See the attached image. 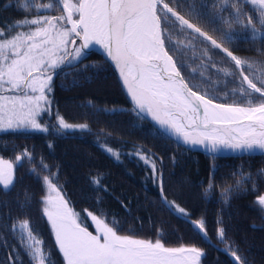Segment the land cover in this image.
<instances>
[{
    "label": "snow or ice",
    "instance_id": "obj_1",
    "mask_svg": "<svg viewBox=\"0 0 264 264\" xmlns=\"http://www.w3.org/2000/svg\"><path fill=\"white\" fill-rule=\"evenodd\" d=\"M0 7H16L27 14L0 25V133L89 130L87 123H70L58 109L53 111L50 94L53 78L67 79L72 75L69 70L87 69L89 65L83 69L80 65L98 45L118 71L132 108L97 109L89 102L93 114L131 111L139 121L150 117L178 145L202 146L213 156L224 150L264 154V61L237 55L226 46L259 40L262 47L255 50L264 55V0H200L199 4L195 0H0ZM52 10L60 14H50ZM206 27L219 36L209 34ZM77 84L73 77L61 86L70 90ZM225 98L231 102H218ZM45 115L49 121L54 117L55 123L43 120ZM99 146L120 160L118 149L106 142ZM125 154L137 156L150 168L162 207L211 244L205 219H192L185 207L167 198L163 158L139 146ZM24 162L46 189L40 200L42 217L64 264H202L206 253L195 245L169 247L160 238L122 234L118 221L106 222L103 214L87 210L82 218L65 198L58 172L27 148L14 161L0 157V195L8 196L15 188L19 179L15 170ZM231 175L241 179L234 186L221 187L222 201L227 204L233 193L251 191L264 218V192L259 191L264 168L255 174L240 168ZM103 180L102 173L90 176L94 191L108 190ZM215 186L213 167L204 198ZM33 199L26 189L24 199L17 196L14 201L24 217L13 218L10 210L0 217L4 221L0 248L5 252L0 264H25V257L27 264H53L51 250L27 217ZM8 207V201L0 200V208ZM88 217L95 234L85 223ZM217 224V239L225 245L221 251L230 255L233 264H248L222 222Z\"/></svg>",
    "mask_w": 264,
    "mask_h": 264
},
{
    "label": "trees",
    "instance_id": "obj_2",
    "mask_svg": "<svg viewBox=\"0 0 264 264\" xmlns=\"http://www.w3.org/2000/svg\"><path fill=\"white\" fill-rule=\"evenodd\" d=\"M195 2L199 4L200 0ZM50 14L60 13L52 10ZM26 15L16 7H0V25L23 19ZM206 30L211 35L219 36L208 27ZM176 39L174 36L173 40ZM226 46L232 47L237 55L264 61V55L255 50L259 47L256 43L240 41ZM84 65L89 67L81 72L69 70L72 75L67 79L63 76L54 77L51 99L54 111L58 109L70 123H87L89 130L69 131L67 134L30 130L0 133V157L14 161L15 155L24 148L33 152L35 157H42L53 172H58V183L62 186L65 198L82 218L86 217L85 210L97 215L103 214L107 222L113 219L118 221L122 234L131 233L153 240L160 238L169 247L195 245L206 253L202 257L204 264H233L230 255L221 251L225 245L217 239L219 220L226 229L228 239L238 246L248 264H264V218L258 206L253 203L255 194L251 191L233 193L227 204L220 195L221 187L234 186L241 179L239 175L232 176V172L242 168L245 173L255 174L264 168V154L213 156L178 145L147 119L137 120L131 111L127 114H111V111L93 114V109L88 107L89 102L97 109L109 110L114 107L131 109L132 104L115 69L105 57L98 52H91L80 65L81 69ZM195 66L190 64V67ZM73 77L78 80L77 86L70 90L61 86L69 84ZM218 102L231 101L225 98ZM43 120L49 121V117L46 115ZM49 122L55 123V118ZM107 133H111V136ZM104 142L122 152L132 151L134 146H139L162 157L167 198L185 207L192 219H205L211 244L202 239L183 219H178L162 207L159 187L150 168L127 155L117 161L99 146ZM30 167L29 163L24 162L22 167L16 168L19 179L15 188L8 196L0 195V200L9 202L8 208H0V217L10 210L13 218H23L25 213L17 208L14 201L17 196L23 200L25 190H30L34 199L31 207L26 210L27 217L38 230L45 246L51 250L53 264H64L62 254L54 243L50 225L46 217H42L40 200L46 194V189H43L36 176L28 172ZM213 167L216 186L212 194L204 198V188L213 174ZM101 173L108 189L106 192H96L90 184V176ZM44 174L47 172L41 173ZM259 191L264 192V179L259 181ZM97 197H100L99 201ZM3 223L0 218V225ZM86 225L89 227V222ZM253 225L256 227L253 228ZM4 255V249L0 248V258Z\"/></svg>",
    "mask_w": 264,
    "mask_h": 264
},
{
    "label": "water",
    "instance_id": "obj_3",
    "mask_svg": "<svg viewBox=\"0 0 264 264\" xmlns=\"http://www.w3.org/2000/svg\"><path fill=\"white\" fill-rule=\"evenodd\" d=\"M91 52H98V53H100L103 57H105V55L103 54V49H101L98 45L97 46H95V47H93L91 50H90V52L89 53H91ZM109 62H110V60H108ZM110 64L113 66V68H114V65L110 62ZM115 69V68H114ZM115 71H116V74H117V77H118V79H119V74H118V71L115 69ZM119 82H120V84H121V86H122V81L119 79ZM123 88V87H122ZM123 90H124V92H125V94H126V89H124L123 88ZM126 96H127V94H126ZM127 98H128V100L130 101V97H128L127 96ZM147 120L148 121H150L153 125H155V122H153V121H151V118L150 117H148L147 118ZM158 129H159V126L158 125H155ZM163 133V132H162ZM164 134V133H163ZM167 136V135H166ZM169 137V136H168ZM170 139H172L173 141H175V138L174 137H172V138H170ZM176 142V141H175ZM178 143V142H177ZM182 146H184V145H182ZM184 147H186V148H188V149H191V150H194V151H199V152H203V153H207L206 152V150L202 147V146H196V147H192V146H184ZM207 154H209V153H207ZM211 155H213V154H211ZM216 156H224V157H233V156H245V155H249V154H243V155H241L239 152H236V153H233L231 150H224V151H222V152H220V153H217V154H215ZM257 155H261V154H257Z\"/></svg>",
    "mask_w": 264,
    "mask_h": 264
},
{
    "label": "rangeland",
    "instance_id": "obj_4",
    "mask_svg": "<svg viewBox=\"0 0 264 264\" xmlns=\"http://www.w3.org/2000/svg\"><path fill=\"white\" fill-rule=\"evenodd\" d=\"M55 15H58V14H55ZM54 79V78H53ZM52 85H53V81H52ZM52 94V93H51ZM51 94H50V98H51ZM53 111H54V108H53ZM46 116V115H45ZM44 116V117H45ZM31 131V130H30ZM134 150H132V151H127V152H122V151H120L121 152V156H120V160L119 161H121L123 158H124V156L126 155L125 153H131V152H133ZM127 156H129V157H134L135 159H138L139 160V158L137 157V156H134V155H127ZM114 158V157H113ZM115 159V158H114ZM86 216H87V214H86ZM85 222L86 223H88L89 222V231H92L94 234H95V226H94V224H92V221H91V218L90 217H88L86 220H85ZM107 222V221H106ZM53 234V233H52ZM53 236H54V234H53ZM202 264H204L203 263V261H202Z\"/></svg>",
    "mask_w": 264,
    "mask_h": 264
},
{
    "label": "flooded vegetation",
    "instance_id": "obj_5",
    "mask_svg": "<svg viewBox=\"0 0 264 264\" xmlns=\"http://www.w3.org/2000/svg\"><path fill=\"white\" fill-rule=\"evenodd\" d=\"M261 38H264V36H262ZM256 45L262 47V45L259 43V40L256 42Z\"/></svg>",
    "mask_w": 264,
    "mask_h": 264
}]
</instances>
